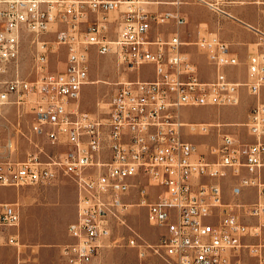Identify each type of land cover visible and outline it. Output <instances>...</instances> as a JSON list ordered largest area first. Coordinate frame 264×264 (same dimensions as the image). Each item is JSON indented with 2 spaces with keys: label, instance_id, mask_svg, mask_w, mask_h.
I'll return each instance as SVG.
<instances>
[{
  "label": "built area",
  "instance_id": "2783aa9c",
  "mask_svg": "<svg viewBox=\"0 0 264 264\" xmlns=\"http://www.w3.org/2000/svg\"><path fill=\"white\" fill-rule=\"evenodd\" d=\"M191 1L234 18L226 0ZM154 4L0 0V105H16L18 117L31 115V133L66 146L40 161L43 147L35 140L36 149L20 161L11 155L14 140L0 138V186L46 184L60 175L75 180L76 215L67 225L71 241L61 248L66 264H89L106 244H116L114 233L121 227L140 258L155 255L165 264H264V102L258 100L242 123L253 141L221 132L220 124L185 122L181 115L184 107L238 105L242 88L258 97L264 52H251L246 78L234 80L228 69L239 60L228 43L216 34L184 41L177 30L163 33L160 26L186 20L174 11L152 10ZM250 28L256 45H264V31ZM47 33L54 38L39 39ZM24 34L34 37L37 48L32 79L20 75L17 65ZM61 45L67 50L64 65L52 70L49 57ZM190 46L204 55L206 76ZM93 49L115 56L133 76L116 82L103 111L88 112L79 98ZM144 67L150 76L142 75ZM212 132L216 140L204 142L203 150L186 137ZM249 189L255 191L252 202L242 198ZM134 205L145 207L148 223L161 229L155 242L128 224ZM19 220L14 203L0 201V225L17 226Z\"/></svg>",
  "mask_w": 264,
  "mask_h": 264
},
{
  "label": "rangeland",
  "instance_id": "374dc122",
  "mask_svg": "<svg viewBox=\"0 0 264 264\" xmlns=\"http://www.w3.org/2000/svg\"><path fill=\"white\" fill-rule=\"evenodd\" d=\"M114 17H116L115 13L110 15L111 19ZM159 30L168 33L174 29L170 26H160ZM203 35L207 36V34ZM33 38L29 34L23 35L17 60L19 74L30 79L35 77L33 57L37 52ZM46 38L52 39L54 34L47 33L39 37V39ZM189 49L194 51V60L198 67L202 68L203 76H206L205 69L208 70V66L204 55L196 52L192 46ZM66 53V47L61 45L57 53L50 55L49 68L52 70L62 68ZM127 74L133 76V73L130 74L121 69L115 56L97 54L93 49L89 55L88 82L83 86L79 98L80 108L88 112L103 111V107L107 106V102L116 90V82ZM142 75L150 76L149 70L144 67ZM238 105L184 107L181 109L182 120L205 122L204 119L213 117L218 110L225 107L234 108ZM18 113L22 112L17 109L16 105H0V138L5 141L11 137L14 140L11 147L14 149L11 153L12 158L25 160L27 154L36 149L35 140L39 146L43 147L44 153H41L38 159L40 161L48 160V154L53 155L66 149L64 145L52 144L49 140L31 133L29 128L31 115L24 114L18 117ZM244 122L223 124L218 121L215 124H220L221 132H234L242 141H253L242 124ZM20 130L24 134H21ZM186 137L197 143L200 150H203L204 142H215L216 140L214 132L207 136L188 134ZM3 153L7 154V149ZM225 180L223 182L228 186L230 181ZM77 193V184L68 175H60L46 184L0 186V201L14 203L20 213L17 226L0 225L2 242L7 245L6 247H14L16 251L15 259L11 255L12 252L0 251V264H66L61 248L71 241L67 234V225L76 215ZM242 198L246 202L254 201L255 191L249 189L242 195ZM128 224L151 243L156 241L161 230L148 223L146 208L136 205L130 207ZM114 234L117 239L116 244H106L89 264H165V261L155 255L140 258L136 248L126 244L129 231L125 227L119 228ZM262 237H264V228H262Z\"/></svg>",
  "mask_w": 264,
  "mask_h": 264
},
{
  "label": "crops",
  "instance_id": "0c3cea01",
  "mask_svg": "<svg viewBox=\"0 0 264 264\" xmlns=\"http://www.w3.org/2000/svg\"><path fill=\"white\" fill-rule=\"evenodd\" d=\"M150 8L158 11H174L185 17L186 22L179 26H170L177 30L184 41H194L203 34H216L229 44L230 51L239 60L238 65L228 69L234 80H244L247 75L248 56L253 51L264 52V45L257 46V35L250 27L264 31V0H226L225 8L233 19L217 15L205 5L191 0L179 3V0H152ZM240 104L234 108H222L213 117L204 119L208 123L237 124L246 121L250 108L258 101L264 102V87L258 97L249 95L242 88ZM215 109H213V112ZM199 121V120H197ZM0 234V251H9L16 258L14 247H6Z\"/></svg>",
  "mask_w": 264,
  "mask_h": 264
}]
</instances>
